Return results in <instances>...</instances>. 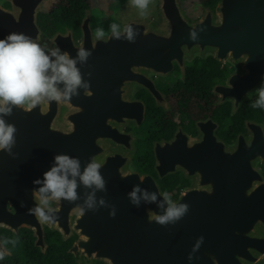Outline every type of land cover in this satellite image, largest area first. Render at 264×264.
Listing matches in <instances>:
<instances>
[{
    "label": "water",
    "instance_id": "95a60500",
    "mask_svg": "<svg viewBox=\"0 0 264 264\" xmlns=\"http://www.w3.org/2000/svg\"><path fill=\"white\" fill-rule=\"evenodd\" d=\"M39 2L19 1L17 16H8L0 9V39L12 32L37 38L41 34L37 15L32 21L31 14ZM162 5L160 14L169 29L155 28L146 21L130 22L128 24L139 29L140 33L134 43L116 40L111 33L104 40L93 43L90 32L84 29L90 15L87 12L81 23V45L72 43L65 51L74 58L81 47L92 50L86 64H77L83 78L90 82L89 89H78L79 95L70 100L47 101L45 110L41 104L31 112L14 107L12 115L5 117L6 122L16 126L17 132L12 149L15 156L0 151V226H7L14 232L26 223L32 229L38 226L35 215L28 213V209L36 204L33 190L39 187L33 181L43 179L57 154L79 157L83 171L91 158L105 152L103 140L130 149L132 138L131 161L136 151L135 137L120 127L130 123L138 127L145 112L140 100L124 97L126 84L136 83L146 88L160 104L163 97L148 73L166 75L175 61L184 75L185 60L192 59L187 55L192 53L195 56V51L202 56L213 53L220 61L232 59L242 63L243 68L230 74L226 85L219 90L222 99L231 100L228 93L233 95L232 113L248 91L262 84L264 0H219L215 9L216 13L219 12L215 25L210 14L189 23L179 14L174 0H163ZM205 10L213 14L212 10ZM200 28L204 31H199ZM192 29L198 31L197 40L189 39ZM58 35L55 34L51 40L56 41ZM205 48L208 52L202 51ZM89 72L90 76L87 75ZM131 91L127 92L128 96ZM214 93H218L216 88ZM63 104L76 109L64 116L70 125L69 132L54 125ZM245 125L249 136H238L232 145L219 141L211 125H205L201 128L203 137L194 144L179 129L167 145L155 146V170L159 178L180 171L191 180L190 186L174 201L188 203V213L176 224L166 227L148 220L149 215L162 214L167 208V204L164 209L158 207L163 196L155 179L148 174L126 170L129 162L126 165L128 158L122 152L105 155L100 162V171L106 180L107 191L96 195L97 198L103 196L110 205H114L116 215L110 216V208L105 207L84 213L80 209L72 228L80 238L70 251L74 253L81 249L86 256L102 259L106 264L263 263L264 178L256 162L264 159V130L250 121ZM141 177L144 178L143 183L140 182ZM77 181L79 184L78 177ZM138 183H141V188L156 192L157 202L145 203L142 200L139 207L132 205L127 194ZM77 191L81 199L76 202L53 201L55 206L52 208L68 222L70 211L80 208L91 189L79 184ZM70 231L71 227L61 229L63 239ZM34 234L35 245L44 252L43 232ZM199 236H203L204 241L189 262L188 254ZM0 247L4 248L1 242Z\"/></svg>",
    "mask_w": 264,
    "mask_h": 264
},
{
    "label": "clouds",
    "instance_id": "9594fccd",
    "mask_svg": "<svg viewBox=\"0 0 264 264\" xmlns=\"http://www.w3.org/2000/svg\"><path fill=\"white\" fill-rule=\"evenodd\" d=\"M151 3L152 0H130L131 6L138 10L141 17H147ZM109 29L112 38L126 40L129 43H134L140 34L139 29L131 24L125 25L122 29L120 24L113 22ZM199 31L204 29L200 28ZM105 36L103 27L95 29L97 41L104 40ZM189 39H198L196 29L190 30ZM91 55L92 50L84 47L77 50L74 58L70 57L68 52H62L59 47L46 51L32 37L22 32H12L0 39V151L15 156L12 149L16 144L17 128L5 119L12 115L14 107L31 112L37 105L46 101L70 100L73 96L79 95L78 89L82 88L84 91L89 89L90 82L83 78L84 74L77 64H86ZM87 75L90 76L91 73ZM257 91L258 98L252 107L264 109V84ZM101 167L100 162L91 158L81 171L79 157L64 153L55 155L54 163L43 174V179L37 178L33 181L39 187L33 190L36 204L28 209V213L34 214L42 224L54 223L58 211L50 206L51 202L63 199L72 203L80 200L77 189L79 184H82L91 191L85 195L82 204L79 205L81 212H95L105 207L110 208L109 215L115 217V206L110 205L103 196L97 198L96 195L97 192L107 191L106 180L100 171ZM143 181L144 178L141 177L140 182ZM141 183L134 184L127 194L130 203L139 207L142 200L145 203L157 202V193L141 188ZM160 194L163 196V201L158 203V207L164 209L167 204V208L162 214L149 215L148 220L165 227L174 225L188 213L189 204L174 202L168 192ZM203 241V236L196 239L187 257L189 262L194 259V254ZM2 243L3 245L12 243L15 246L17 240L5 239ZM7 254L6 248L0 247V260H3Z\"/></svg>",
    "mask_w": 264,
    "mask_h": 264
},
{
    "label": "flooded vegetation",
    "instance_id": "af4514ba",
    "mask_svg": "<svg viewBox=\"0 0 264 264\" xmlns=\"http://www.w3.org/2000/svg\"><path fill=\"white\" fill-rule=\"evenodd\" d=\"M118 1L119 0H115L113 3L111 2V5L117 3ZM62 2L64 3V8L61 9L57 14L50 15V13L44 11L39 12L38 14L41 13V15L50 18L60 17L63 15L65 10V1L62 0ZM89 4H90L89 10L90 12H92L93 0H90ZM197 6L202 9L209 8L204 4H202L200 0H197ZM79 24L77 25L78 27L75 29L64 26L63 30L60 29L55 30V33L57 32L61 36L69 34L72 37V39L78 43L82 38V30ZM108 33H111L110 30L108 31ZM41 36H43V38H46L47 40L51 39V37H46L42 33ZM191 58H192L191 60H185L184 75H182L179 64L175 61L173 62L172 70L166 75H159V74L151 75L154 81L155 88L160 93L161 98L163 97V101H159L160 104H158V101L144 87L137 86L133 89V91H131L130 99L140 100L144 104L145 114L142 122L138 127L135 126L134 123H130L129 125L124 127L125 133H130L132 136L135 137L134 144H135V149L137 151V147H136L137 135L134 129L139 128L142 125V123L145 120L147 110L149 109L152 110L151 115L152 114L154 115L153 119L155 120V125H156V128L153 130L151 134V136L155 138L154 140H152V146H151V151L153 155V163L151 165L152 168L145 170L146 167L148 166L146 165L147 160H144L142 162L140 161L139 163L141 169L140 170L135 169L134 154L136 151L132 155L130 161L131 162L130 168L133 171H137L142 174L151 175L155 179L161 192L170 193L174 201L178 199V197L185 188L190 186L191 180L187 179L185 175L180 171H177L176 173L173 174H168L163 178H159L155 170V165L157 163L156 157L154 155L156 145L160 147L167 145V143L174 137V135L179 129L189 138L199 139L201 138V136L203 137V131L201 130V128L204 127L205 125L206 126L211 125V128L214 131V135L219 141L232 145L236 141L238 136L240 135H243L245 137L249 136V132L247 131L245 125L247 121H250V123L251 122L264 123V119L258 116V111H256V108H253L251 105L249 109L251 113L249 114V117L243 119V123H241L240 118H237L235 121L237 123L231 124V121H229V126L227 128L225 126L226 119H224L225 118L224 116L228 107H229V111L231 112L233 111V102L230 99H222L219 90L220 88H222V86L226 85V80L228 76L235 70V66H233L228 62L222 63L220 60L216 59L212 53H206L203 56L196 54ZM207 71L210 74V80L203 79ZM187 77L188 79L185 80V78ZM177 78H179L184 84L178 81ZM215 88L218 91V93H214ZM179 92L186 93L188 96L186 103H180L184 105H179L178 102L179 99H177ZM146 101L150 103L148 109H147ZM151 101H153L157 109L152 108ZM164 103H166V105ZM238 109L239 108H237L236 110ZM163 127L171 130L169 136H165L162 133ZM262 166H264V161L259 163V167L261 170H262ZM141 170H145V171H141ZM181 176H183L187 180V184L186 186L179 189L178 196L175 199L173 198L174 197L173 195L175 192V188L179 187L181 184ZM50 206L51 207L55 206L53 201L51 202ZM9 212L12 211L10 210ZM56 215H57V219L54 223H44L42 227L43 242L45 244L44 252L41 251V248L39 246L35 245L36 236L34 234V230L32 229L29 223L28 225L26 223V225L24 226H19L16 230L17 232H14V230H9L7 226H0L1 244L3 245L2 243L3 241L1 237L2 232L12 233L16 235L19 234L21 231H25L27 232L26 234H31L30 238L32 244L42 253H46L47 252L46 250L49 248L51 244L55 247H62L60 240H62L63 242L70 243L67 246L65 253L61 257H57L55 259L49 257H44V259H41L38 257L33 259L35 262H42V264H106L103 261L89 259L80 250H78L76 254L71 252L70 249L78 241L80 235L74 230L66 239H63V234L61 232V229L66 230L67 228H70L71 223L75 221L74 217H73L74 220L73 222H68L66 217L64 216L60 217L59 211ZM35 219L37 220V218ZM76 221L74 222V225ZM9 226L12 227V225ZM3 246L4 248H6V245ZM6 250L8 252L6 256H11V252L7 248ZM1 261L2 260H0V264H4Z\"/></svg>",
    "mask_w": 264,
    "mask_h": 264
},
{
    "label": "rangeland",
    "instance_id": "374dc122",
    "mask_svg": "<svg viewBox=\"0 0 264 264\" xmlns=\"http://www.w3.org/2000/svg\"><path fill=\"white\" fill-rule=\"evenodd\" d=\"M19 1H23V0H0V9L3 10L4 13L7 14L8 16H10L11 14L13 16H17V13L19 10L18 9V7H19L18 2ZM114 1L115 0H93L92 12H90V15L87 18L88 20H87V22L85 24V28H84L85 31L90 32L91 39L93 40V43L95 41H97V39L95 37V29L97 27H103L105 32H106V36H107L110 34V33H108V31L110 30L109 26L113 22L120 24L122 29L125 25H127L130 22L139 23L141 21L149 22V24H151L153 27L158 28V29L162 28V27L165 30L169 29L168 26L164 25L163 18L161 17V14H160V12H161L160 9L163 6L162 5L163 0H152V3L149 5L147 17H141L139 15L138 10L131 6L130 0H119L117 3L111 5V2L113 3ZM174 2L177 5L179 14L185 20H187L189 23H195L197 21H200L207 14H210L211 16L213 15V17L211 18L212 24H214V25L217 24V20H218L217 13L219 14V12L216 13L215 12L216 10H214L213 14H212L211 12L206 11L205 10L206 8L202 9V8L198 7L197 6V0H174ZM63 8H64V3L62 2V0H40L39 5L35 8L33 14H31V19H32V21H34L36 19V15H38L39 12L44 11V12L50 13V15H55ZM55 9H56V11H55ZM56 38H57V40L53 42L51 39L47 40L46 38H43V36H41V34L39 33L37 38H34V40L37 43H39L42 47H44L46 49V51L59 47L61 49V51L64 52L68 45H71L73 43V45H75V46H80L82 43V38L77 43L72 39V37L70 35H64V36L58 35ZM206 49L207 48L202 49V51L208 52ZM208 50L212 51V49H208ZM212 52H214V51H212ZM197 53H199V51H195V54H197ZM200 53H202V52H200ZM187 56L192 57V53H190ZM221 62L222 63L228 62V63L232 64L233 66H235V70L231 74L236 73L240 68H243L241 62H238V61L233 62L232 59L221 60ZM148 75H149V78L153 81V78L151 77V75H157V74L154 72H150V73H148ZM229 76H228V78H229ZM227 80H226V82H227ZM153 83H154V81H153ZM262 84H264V79L262 81ZM262 84L260 83V85H258V86L260 87ZM126 85H128V86L126 87V92L124 94V97L125 98L128 97L129 99H130V95L128 96L127 92H129L130 90L133 91V89L137 86L142 87L136 83H128ZM257 89H254V90L251 89L250 91H248L243 96V99H244L243 101L251 100L253 95L256 92H258V91H256ZM228 96L233 101V97H231L233 95L228 93ZM236 96H240V95L236 94ZM164 104L166 105V103H164ZM46 105H47V101L41 104V107L43 110H45ZM74 110H76V109L69 106L68 104L61 105L60 109H59V112H60L59 116L56 117V119L54 120V125L60 129H62V130H65L66 132H69L70 125L67 123V120L65 121L64 116L66 115L67 112L74 111ZM253 123H255V122H253ZM251 124H252V122H251ZM256 124H259L264 130V123L263 122H260V123L256 122ZM125 126H127V124L122 125L120 127V129L122 131H124ZM197 141L198 140L195 138L190 139L191 144H194ZM131 142H132V138L130 139V149H125L121 145H117L116 143H112L109 140H103L102 144L106 147L105 152L103 154H101L100 156L96 157L95 160L97 162H101L105 155L108 156V155L113 154V153L122 152V153L127 155L128 161H127L126 165H128L129 158H130L129 153L132 149ZM225 151H228V150H225ZM263 161H264V159L256 162V166L264 178V166H262V170L259 167V163L263 162ZM130 163L131 162H129L128 169H126L128 171H132V169L130 168ZM121 170H122V173L125 172L124 167ZM79 215H80V208H77V207L73 208L72 211H70V213H69V222H73L74 220L76 221V219ZM73 217H74V220H73ZM74 222L71 223L70 234L74 231L72 229V228H74V226H73ZM43 224L38 221V226L36 228H33L34 233L38 234V233L42 232ZM77 251L74 252V254H76ZM80 251L82 252L81 249H80ZM88 258L105 262L102 259H98V258H94V257H88ZM262 264H264V262Z\"/></svg>",
    "mask_w": 264,
    "mask_h": 264
},
{
    "label": "trees",
    "instance_id": "16d2710c",
    "mask_svg": "<svg viewBox=\"0 0 264 264\" xmlns=\"http://www.w3.org/2000/svg\"><path fill=\"white\" fill-rule=\"evenodd\" d=\"M65 1V10L62 16L60 17H47L44 15L38 14L37 15V25L40 28V32L46 36V37H53L57 32L55 33V30H63L64 26H67L69 28H77L80 20V26L81 23L86 15L87 12H90L89 10V2L90 0H64ZM202 4L209 7L208 9L212 10L215 6L217 7L219 0H200ZM216 7L214 9H216ZM88 8V9H85ZM213 9V10H214ZM212 10V11H213ZM212 58V57H211ZM185 78V80H187ZM203 79L210 80V74L208 71L205 73ZM178 81L183 83L179 78H177ZM184 84V83H183ZM187 94L179 92L177 99L179 102V105H184L180 103H186L187 102ZM258 98V92L253 95L251 100L243 101L239 106L238 110H236L234 113L229 111V107L227 108L225 112V118L226 124L225 126L228 128L229 121H231V124L237 123L235 122L237 118H240L241 123H243V119L249 117L250 112V106L257 100ZM147 109L150 106V103L146 101ZM151 106L153 109H157L151 101ZM151 109L147 110L146 117L144 122L139 128H135V133L137 135V141H136V147L137 151L134 154V167L136 170H140L139 163L140 161L147 160L145 170L151 169V165L153 163V155L151 151L152 146V140L155 138L151 136L153 130L156 128L155 120L153 119V114L151 115ZM256 111H258V116L264 119V109L256 108ZM166 113V112H163ZM171 130L168 128L163 127L162 133L165 136L170 135ZM141 170V171H145ZM187 180L181 176V184L179 187L175 188L174 197L177 198L179 189L186 186ZM27 232L21 231L19 234H12V233H1L2 241L5 239L11 240H17V243L15 246H13L12 243H8L6 245V248L11 252V256H5V258L1 261L4 264H42V262H35L34 258H41L44 259V257H49L52 259H55L57 257H61L67 248V246L70 243L63 242L60 240L62 247H55L52 244L49 246V248L46 250V253L40 252L33 244L30 238L31 234H26Z\"/></svg>",
    "mask_w": 264,
    "mask_h": 264
}]
</instances>
